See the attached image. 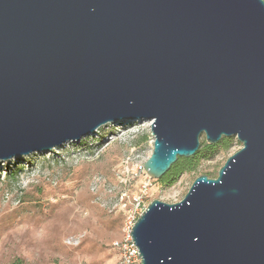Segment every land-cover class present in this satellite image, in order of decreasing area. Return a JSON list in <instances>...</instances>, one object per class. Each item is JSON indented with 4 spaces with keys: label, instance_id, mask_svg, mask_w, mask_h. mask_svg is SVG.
Instances as JSON below:
<instances>
[{
    "label": "water",
    "instance_id": "water-1",
    "mask_svg": "<svg viewBox=\"0 0 264 264\" xmlns=\"http://www.w3.org/2000/svg\"><path fill=\"white\" fill-rule=\"evenodd\" d=\"M151 121L160 179L242 147L130 231L141 264H264V0H0V161Z\"/></svg>",
    "mask_w": 264,
    "mask_h": 264
},
{
    "label": "rangeland",
    "instance_id": "rangeland-1",
    "mask_svg": "<svg viewBox=\"0 0 264 264\" xmlns=\"http://www.w3.org/2000/svg\"><path fill=\"white\" fill-rule=\"evenodd\" d=\"M150 124L118 121L49 154L0 161V264H119L113 244L128 213L140 214L153 200L181 201L196 177L215 178L242 147L228 137L214 156L165 185L164 176L152 179L143 170L153 148ZM96 178L100 186L92 191ZM139 196L144 207L135 206Z\"/></svg>",
    "mask_w": 264,
    "mask_h": 264
},
{
    "label": "built area",
    "instance_id": "built-area-1",
    "mask_svg": "<svg viewBox=\"0 0 264 264\" xmlns=\"http://www.w3.org/2000/svg\"><path fill=\"white\" fill-rule=\"evenodd\" d=\"M92 148H90V150L86 149V153H88L90 151H92V152L97 151L96 147L94 149H92ZM99 186H100V179L99 178L94 179L93 185H92V191H96ZM146 188H147V185H144L142 187V189H143L142 193L143 194H145ZM124 197H125V194H122L120 196L121 203L123 202ZM135 202H136V205H135L136 207H144L143 201H142V196H139L137 199H135ZM122 206L125 207V204L122 203ZM140 214L136 215L135 212L134 213H128V216L124 220V224L122 227V233H123L122 239H121V241L113 244V246L118 250L119 264H141L140 256L138 255L137 249L133 245V242H132V239L130 236V231H131L132 227L134 226V223Z\"/></svg>",
    "mask_w": 264,
    "mask_h": 264
},
{
    "label": "trees",
    "instance_id": "trees-1",
    "mask_svg": "<svg viewBox=\"0 0 264 264\" xmlns=\"http://www.w3.org/2000/svg\"><path fill=\"white\" fill-rule=\"evenodd\" d=\"M226 140V138H222L220 143L216 145H208L205 142H202L193 157L188 159L178 158L177 162L164 175L163 183L169 185L183 172L194 170L201 160H208L210 157L214 156L218 147L221 146V144L226 143ZM13 264H18V261Z\"/></svg>",
    "mask_w": 264,
    "mask_h": 264
},
{
    "label": "bare ground",
    "instance_id": "bare-ground-1",
    "mask_svg": "<svg viewBox=\"0 0 264 264\" xmlns=\"http://www.w3.org/2000/svg\"><path fill=\"white\" fill-rule=\"evenodd\" d=\"M87 138V137H86Z\"/></svg>",
    "mask_w": 264,
    "mask_h": 264
}]
</instances>
